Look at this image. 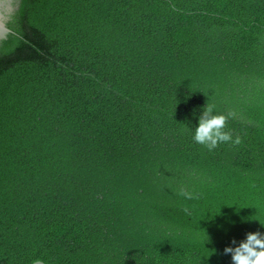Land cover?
Masks as SVG:
<instances>
[{
    "label": "trees",
    "instance_id": "trees-1",
    "mask_svg": "<svg viewBox=\"0 0 264 264\" xmlns=\"http://www.w3.org/2000/svg\"><path fill=\"white\" fill-rule=\"evenodd\" d=\"M11 6L0 264H232L264 236V0ZM207 104L239 144L192 140Z\"/></svg>",
    "mask_w": 264,
    "mask_h": 264
},
{
    "label": "clouds",
    "instance_id": "clouds-1",
    "mask_svg": "<svg viewBox=\"0 0 264 264\" xmlns=\"http://www.w3.org/2000/svg\"><path fill=\"white\" fill-rule=\"evenodd\" d=\"M227 123V116L217 114L215 106L207 104L201 110L197 126L194 129L191 128L192 140L204 145L209 151L215 149L220 143L239 144L240 138L233 137L232 133L226 130ZM261 224L264 223L261 222ZM233 244H236V247L224 249L225 254L231 255L232 264H264V236L259 234L249 236L245 243L237 244L233 241ZM33 264H43V261L37 258Z\"/></svg>",
    "mask_w": 264,
    "mask_h": 264
},
{
    "label": "water",
    "instance_id": "water-1",
    "mask_svg": "<svg viewBox=\"0 0 264 264\" xmlns=\"http://www.w3.org/2000/svg\"><path fill=\"white\" fill-rule=\"evenodd\" d=\"M12 11L11 0H0V41L5 39L11 31L7 28V15Z\"/></svg>",
    "mask_w": 264,
    "mask_h": 264
}]
</instances>
